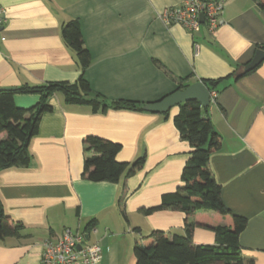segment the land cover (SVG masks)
Returning <instances> with one entry per match:
<instances>
[{"label": "crops", "instance_id": "1", "mask_svg": "<svg viewBox=\"0 0 264 264\" xmlns=\"http://www.w3.org/2000/svg\"><path fill=\"white\" fill-rule=\"evenodd\" d=\"M222 1L219 27L210 32L202 23L191 33L161 18L184 0H0V87H14L15 104L30 108L40 93L19 88L76 82L82 72L61 33L70 19L79 21L91 56L83 76L110 100L147 104L183 84L226 78L216 96L210 92L207 114L221 147L209 165L224 205L247 219L239 235L242 255L249 264H264V59L244 71L264 50V9L258 0ZM47 103L52 110L42 114L30 140V164L0 170V201L22 225L18 235L0 238V264H42L43 241L66 229L101 245L98 264H136L137 238L153 230L184 232L185 213L143 210L183 185L192 146L174 124L179 105L167 114L94 112L90 105L67 103L61 92ZM87 135L119 143L117 161L142 157V166L117 182L84 178ZM193 241L213 244L216 237L196 228Z\"/></svg>", "mask_w": 264, "mask_h": 264}, {"label": "trees", "instance_id": "2", "mask_svg": "<svg viewBox=\"0 0 264 264\" xmlns=\"http://www.w3.org/2000/svg\"><path fill=\"white\" fill-rule=\"evenodd\" d=\"M264 9V0H258ZM65 44L74 52L81 75L76 82H49L38 86H23L18 91L38 92L41 101L33 107H19L14 102L15 91L0 90V170L13 166H28L31 162L29 144L37 134L41 116L51 111L47 103L49 95L61 92L65 101L71 104H87L94 112L108 109L143 111L145 102L116 99L110 100L93 90L84 78L83 72L91 62L80 23L70 19L61 29ZM264 48V45H262ZM246 72L242 75H245ZM229 77V76H228ZM241 76L236 75V79ZM226 78L204 80L210 92ZM188 84L179 86L186 88ZM217 92V91H216ZM207 108L198 101L179 104V113L174 124L182 139L192 146L181 180L183 185L177 191L163 196L159 206L143 209L146 214L170 208L185 213L184 232L169 236L166 231L153 230L135 240L136 264H249L242 255L239 235L247 225V219L227 208L221 197V185L216 181L209 161L221 147V137L214 130ZM167 114V112H166ZM83 177L94 181L117 182L122 175H131L143 164L139 157L133 162H119L116 155L121 149L119 143L96 135L83 139ZM22 225L12 220L4 211L0 201V238L16 236ZM196 228H204L215 234L213 244H196L193 235Z\"/></svg>", "mask_w": 264, "mask_h": 264}, {"label": "built area", "instance_id": "3", "mask_svg": "<svg viewBox=\"0 0 264 264\" xmlns=\"http://www.w3.org/2000/svg\"><path fill=\"white\" fill-rule=\"evenodd\" d=\"M223 9L222 0H184L178 6L166 8L161 18L166 24H181L191 33L202 23L214 32L222 23ZM198 49V43L194 42L195 54ZM211 96H216V91L211 92ZM41 256L42 264H98L102 259V247L97 242H87L82 233L66 229L59 237L43 241Z\"/></svg>", "mask_w": 264, "mask_h": 264}, {"label": "water", "instance_id": "4", "mask_svg": "<svg viewBox=\"0 0 264 264\" xmlns=\"http://www.w3.org/2000/svg\"><path fill=\"white\" fill-rule=\"evenodd\" d=\"M201 17V21H202ZM264 59V50L256 51L252 60L245 66L244 71L254 69ZM14 87H0V90H14ZM187 101H198L203 107L210 104V91L203 81H197L188 85L185 89H178L158 101L148 102L144 105V109L154 113H166L174 106ZM87 237V236H85Z\"/></svg>", "mask_w": 264, "mask_h": 264}]
</instances>
